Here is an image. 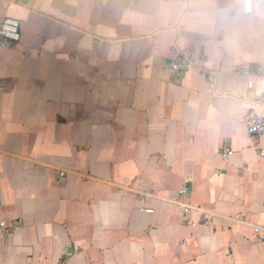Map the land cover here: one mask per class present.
<instances>
[{
    "label": "crops",
    "instance_id": "0c3cea01",
    "mask_svg": "<svg viewBox=\"0 0 264 264\" xmlns=\"http://www.w3.org/2000/svg\"><path fill=\"white\" fill-rule=\"evenodd\" d=\"M7 18L0 225L23 224L0 264H264V0H0Z\"/></svg>",
    "mask_w": 264,
    "mask_h": 264
},
{
    "label": "built area",
    "instance_id": "2783aa9c",
    "mask_svg": "<svg viewBox=\"0 0 264 264\" xmlns=\"http://www.w3.org/2000/svg\"><path fill=\"white\" fill-rule=\"evenodd\" d=\"M22 40L21 23L16 19L7 18L0 24V49H10L13 46L19 44ZM190 64L183 60H173L170 64V70L183 75L189 68ZM236 73L247 74V69H236ZM248 130L252 135H262L264 133V116L257 115L251 112L247 117ZM232 155L231 151L224 154L223 157L227 158ZM264 157V151L261 152ZM65 174L61 172L60 178H63ZM151 213V210L147 211ZM186 213H190V210H186ZM22 221H15L11 226H7L2 223L0 225L4 234L10 235L17 231L22 226ZM261 241L264 242V234L261 236Z\"/></svg>",
    "mask_w": 264,
    "mask_h": 264
}]
</instances>
